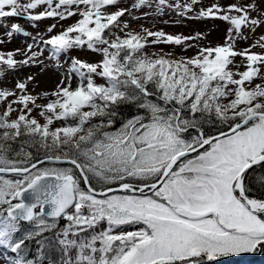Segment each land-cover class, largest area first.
<instances>
[{
  "label": "rangeland",
  "instance_id": "1",
  "mask_svg": "<svg viewBox=\"0 0 264 264\" xmlns=\"http://www.w3.org/2000/svg\"><path fill=\"white\" fill-rule=\"evenodd\" d=\"M117 46L132 55L136 69L152 66L167 80L165 88L177 82L172 71L183 83L198 85L204 102L214 99L218 117L264 113V0H0V124L18 139L38 132L51 152L67 148L98 122L82 124L81 115L105 85L119 58ZM119 136L109 151L90 156L94 176H151L186 149L157 122ZM261 149L264 133L256 123L179 160L152 192L110 194L96 199L93 210L74 205L61 216L67 231L58 243H43L44 259L35 264H164L179 258L180 264L192 254L193 238L209 232L245 236L264 227L234 195L247 154ZM22 183L17 175H0V205H15ZM77 197L86 200L82 193ZM39 216L36 210L31 225L42 232L51 225ZM248 252L219 253L208 262ZM13 256L0 244V264H16Z\"/></svg>",
  "mask_w": 264,
  "mask_h": 264
},
{
  "label": "trees",
  "instance_id": "2",
  "mask_svg": "<svg viewBox=\"0 0 264 264\" xmlns=\"http://www.w3.org/2000/svg\"><path fill=\"white\" fill-rule=\"evenodd\" d=\"M116 50L119 58L112 63L114 69L109 78H107L106 87H100L95 91L92 100L86 103L87 107L91 108V111L81 115L82 124L89 122L90 119L98 121V124L91 125L92 127L88 129L87 133L85 132L77 140H73L70 145H67V148L65 147L66 145L60 147V151L58 152L56 150L53 152L48 150L46 147L48 143L46 141L40 144L38 132L33 135L27 131L25 133L31 135L24 138V140L18 139L19 135L13 134L11 136L7 128H4L0 124V136L5 137L0 138V162H3L0 166L27 168L41 159L52 158L61 153L64 156L63 158L74 161L82 167L90 186L94 190L102 191L108 187L117 186L122 183L140 186L147 185L159 178L161 167L159 171L151 173L153 174L151 176L143 174L144 177L125 172L118 178H115V182L111 183L106 178L107 176L104 178L97 177L89 171L91 164L90 156L96 155L99 152V147L104 143V138L112 135L116 137L125 128L134 130L137 127L157 122L172 129L185 144L186 149H188L196 146L203 139H208L228 131L235 125H239L248 116L245 118H240L239 116L218 117L211 110L213 104L210 102H213L214 99L213 101L209 99L208 102H204L198 96L199 86L191 85L189 82L183 83L184 79L182 75H179V72L172 71L178 83L176 82L174 85L171 84L169 88H165L164 84L167 80L161 81L160 73L153 71L152 66L149 67L148 63H145L143 68L136 69V65L131 62L132 55L130 53L126 55L125 51H121L120 53V47L118 46ZM145 59L143 58V61ZM117 61H120L121 65L128 69L130 77L135 79L136 85L117 66ZM113 73L115 74L113 75ZM184 87H188L189 89ZM256 123H258V126L263 131L258 119H253L240 131H246ZM83 132L79 130V133ZM263 152L264 150L261 149L250 157L247 154L248 160ZM54 169L59 170V173L63 172V175H72L75 179V191L86 192L77 170L69 164L56 166L44 163L33 172L27 174V176H23V178H31L41 173L51 174L54 173ZM242 185L248 197L259 202H264V162L251 167L246 172ZM87 198L92 203L87 202ZM95 201V198L86 195V200L79 199L77 205L90 210L96 205ZM0 218H2L4 227L6 226V229L4 228L5 230L3 231L2 244L8 249L15 250L13 258L16 264H26L31 261L34 263L36 256L43 258V254L40 252L43 243H58L55 240L65 229V225L62 224L63 222L58 221L52 222L51 226L42 232H39L41 229H38L37 233L34 234L33 230L28 228L29 225L10 222L2 214H0ZM260 219L264 221V214L260 215ZM16 244L20 245L18 249L13 246ZM255 252V256L252 257L253 260L263 259L264 247H260ZM199 259L206 260V257L201 255L193 256L187 264H205V262H199ZM179 260L180 258L164 264H179Z\"/></svg>",
  "mask_w": 264,
  "mask_h": 264
},
{
  "label": "water",
  "instance_id": "3",
  "mask_svg": "<svg viewBox=\"0 0 264 264\" xmlns=\"http://www.w3.org/2000/svg\"><path fill=\"white\" fill-rule=\"evenodd\" d=\"M260 118L264 127V114L256 113L247 117L241 124L233 127L232 129L224 132L222 134L216 135L207 141L202 142L198 147L193 148L191 150L185 151L174 156L170 162L168 163L165 171L161 174L160 178L157 182L151 185H146L140 187V190H145L147 188L155 189L157 188L166 176L170 173L176 162L185 156H189L194 154L195 152L201 150L204 146L209 144L210 142L217 140L221 137L228 136L234 131L244 127L251 119ZM264 160V154L253 159L249 162L240 172L239 178L245 174L254 164ZM44 162H51L54 164H66L71 163L75 165L85 183L86 189L93 195L96 196H104L109 193L119 192L121 190H129L133 193H138V190L132 189L129 185H122L120 187H114L102 193L94 192L90 189L88 181L84 176L82 170L78 165L73 162L67 160H59V159H45L40 161L37 164H41ZM35 164L31 167L33 168ZM29 168L28 170H30ZM19 171L16 170H3L0 169V174H11L17 173ZM72 177L66 176L63 178H59L56 175H40L34 177L30 183H28L24 188L19 190L16 195V199L19 202L15 207H12L6 211V215L10 219L19 220L20 222L27 223L31 220L33 216L34 209L40 208V213L42 216L48 219H56L60 217L66 210H68L73 205V187H72ZM239 191V197L241 201L248 207L249 211L252 214H260L264 212V204L261 209L254 208V201H252L249 197H247L241 190Z\"/></svg>",
  "mask_w": 264,
  "mask_h": 264
},
{
  "label": "snow or ice",
  "instance_id": "4",
  "mask_svg": "<svg viewBox=\"0 0 264 264\" xmlns=\"http://www.w3.org/2000/svg\"><path fill=\"white\" fill-rule=\"evenodd\" d=\"M264 236V227L258 230H249L245 236H231L225 233L209 232L205 238H193L189 241L192 255H200L201 252L208 253L209 260L215 259L216 254L238 249L248 251L254 250L255 247H264V239L258 237Z\"/></svg>",
  "mask_w": 264,
  "mask_h": 264
},
{
  "label": "bare ground",
  "instance_id": "5",
  "mask_svg": "<svg viewBox=\"0 0 264 264\" xmlns=\"http://www.w3.org/2000/svg\"><path fill=\"white\" fill-rule=\"evenodd\" d=\"M6 90H7V87L4 89V91H6ZM14 94H15V92H14ZM213 137H214V136H213ZM199 144H200V143H198L196 146L198 147V146H199Z\"/></svg>",
  "mask_w": 264,
  "mask_h": 264
}]
</instances>
